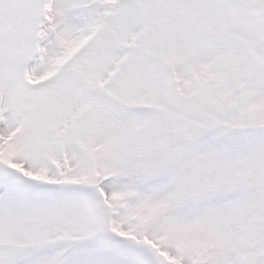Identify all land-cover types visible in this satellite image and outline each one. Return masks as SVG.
I'll return each mask as SVG.
<instances>
[{
    "label": "snow or ice",
    "instance_id": "obj_1",
    "mask_svg": "<svg viewBox=\"0 0 264 264\" xmlns=\"http://www.w3.org/2000/svg\"><path fill=\"white\" fill-rule=\"evenodd\" d=\"M0 264H264V0H0Z\"/></svg>",
    "mask_w": 264,
    "mask_h": 264
}]
</instances>
